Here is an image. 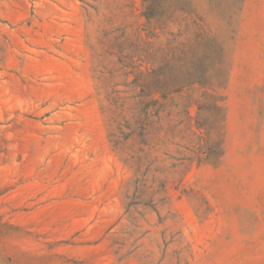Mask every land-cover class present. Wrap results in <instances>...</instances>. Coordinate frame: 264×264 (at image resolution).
<instances>
[{
	"label": "rangeland",
	"instance_id": "rangeland-1",
	"mask_svg": "<svg viewBox=\"0 0 264 264\" xmlns=\"http://www.w3.org/2000/svg\"><path fill=\"white\" fill-rule=\"evenodd\" d=\"M0 264H264V0H0Z\"/></svg>",
	"mask_w": 264,
	"mask_h": 264
},
{
	"label": "trees",
	"instance_id": "trees-1",
	"mask_svg": "<svg viewBox=\"0 0 264 264\" xmlns=\"http://www.w3.org/2000/svg\"><path fill=\"white\" fill-rule=\"evenodd\" d=\"M152 8H153V7L151 6V9H152ZM143 16H145L147 19H150V13H146V12L144 13V12H143Z\"/></svg>",
	"mask_w": 264,
	"mask_h": 264
}]
</instances>
